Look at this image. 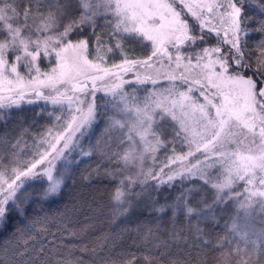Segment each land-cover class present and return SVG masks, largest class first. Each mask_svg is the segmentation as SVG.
Listing matches in <instances>:
<instances>
[{
	"label": "snow or ice",
	"instance_id": "obj_1",
	"mask_svg": "<svg viewBox=\"0 0 264 264\" xmlns=\"http://www.w3.org/2000/svg\"><path fill=\"white\" fill-rule=\"evenodd\" d=\"M252 8L264 0H0V232L17 221L0 264H264ZM81 164L114 185L108 203L45 207ZM137 210L151 219L133 227Z\"/></svg>",
	"mask_w": 264,
	"mask_h": 264
},
{
	"label": "trees",
	"instance_id": "obj_2",
	"mask_svg": "<svg viewBox=\"0 0 264 264\" xmlns=\"http://www.w3.org/2000/svg\"><path fill=\"white\" fill-rule=\"evenodd\" d=\"M251 13L253 15L261 16L262 18H264V14H261L255 8L251 9ZM83 168H84V165L81 164L79 168L72 170L71 174L65 180L66 187H62V195L56 198H52L51 203L45 205V207H51L52 209H55L57 207L62 208L65 203H70L78 193H87L85 199L89 200L90 202L92 201V197L94 196L96 202L102 203V204L108 203V193L114 190V185L108 180H93L90 185L86 184L81 179V171ZM85 215H86V212H83V211L73 215V221L77 224V226L79 224L86 222ZM121 219L123 220L126 218L122 217ZM150 219L151 217L147 212L137 210L136 215L132 217V220H133L132 226L134 227L135 223L138 221H144V220H150ZM16 222L17 221L15 220L11 221L8 225V229L4 232H0V240H3L5 237L9 235L13 224ZM223 225H224V220H221L216 225L215 231L217 232L221 231V229L223 228ZM99 235H100V232L97 231L95 233L90 234L89 239H91L92 236H99ZM65 243L76 244V243H79V241L66 240ZM130 243L131 241L128 238L121 240L118 243L115 251L119 252L121 250H129ZM132 250L134 251L135 249H132ZM74 255L82 256L85 261H88L91 259L90 254H82L80 252H76L74 253Z\"/></svg>",
	"mask_w": 264,
	"mask_h": 264
}]
</instances>
